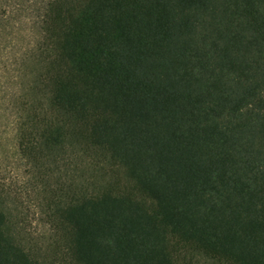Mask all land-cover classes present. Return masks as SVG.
<instances>
[{"label": "trees", "instance_id": "16d2710c", "mask_svg": "<svg viewBox=\"0 0 264 264\" xmlns=\"http://www.w3.org/2000/svg\"><path fill=\"white\" fill-rule=\"evenodd\" d=\"M5 1L37 38L0 264H264V0Z\"/></svg>", "mask_w": 264, "mask_h": 264}, {"label": "rangeland", "instance_id": "374dc122", "mask_svg": "<svg viewBox=\"0 0 264 264\" xmlns=\"http://www.w3.org/2000/svg\"><path fill=\"white\" fill-rule=\"evenodd\" d=\"M5 2L0 0V178L12 188L26 185L29 178L17 151L15 115L10 97L19 90L16 63L27 48L34 44L37 31L33 16L23 9L4 16V10H12L8 9ZM20 197L32 208L35 229L39 233H47L48 228L42 222V214L34 197L26 193Z\"/></svg>", "mask_w": 264, "mask_h": 264}]
</instances>
